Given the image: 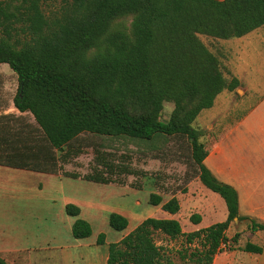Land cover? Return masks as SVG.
Instances as JSON below:
<instances>
[{
  "label": "trees",
  "instance_id": "16d2710c",
  "mask_svg": "<svg viewBox=\"0 0 264 264\" xmlns=\"http://www.w3.org/2000/svg\"><path fill=\"white\" fill-rule=\"evenodd\" d=\"M45 1L0 0V65L17 76L14 108L31 114L41 133L30 141H5L0 167L58 176L57 153L83 134L145 143L185 137L194 174L203 188L223 201L226 219L184 234L175 219L147 218L108 245L106 264H161L155 233L170 240L184 236L188 243L199 240L202 249L190 255L194 264H212L235 219L248 220L251 232L264 233V224L239 215L237 191L206 168L203 135L193 127L221 92L240 85L236 78L224 79L218 59L198 35L228 40L263 27L264 0H58L49 14L44 13ZM127 17L129 30L113 28ZM165 102L174 106L167 122L160 120ZM102 166L113 170L105 162ZM60 176L112 183L99 173L81 177L63 171ZM161 202L160 196L150 195V206ZM161 210L177 214V199L162 204ZM64 212L75 219L73 239L91 236V226L79 219L76 205L66 204ZM107 220L113 231L128 228V220L119 214L110 213ZM191 220L197 225L201 218L193 215ZM238 239L236 233L233 243ZM103 240L99 234L97 244ZM242 251L261 254L262 247L247 242ZM0 264L6 263L0 259Z\"/></svg>",
  "mask_w": 264,
  "mask_h": 264
},
{
  "label": "rangeland",
  "instance_id": "374dc122",
  "mask_svg": "<svg viewBox=\"0 0 264 264\" xmlns=\"http://www.w3.org/2000/svg\"><path fill=\"white\" fill-rule=\"evenodd\" d=\"M58 4V0H46L44 13L53 12ZM130 22L131 17L123 18L113 28L129 30ZM198 38L218 59L224 79L229 82L236 78L240 83L232 92H221L213 107L196 118L193 127L203 135L200 141L207 149L264 99V26L241 38L221 40L207 35ZM17 87L16 74L7 65H0L1 148L5 141H16L18 137L30 141L41 136L31 114L19 113L14 108ZM173 108V103L165 102L160 120L167 122ZM259 150L264 153V148ZM57 158L61 166L58 176L31 174L24 181L26 189H18L15 194H11L14 189L0 193V259L6 264H93L104 259L110 243L119 242L147 218L175 219L184 234L226 219L223 201L203 188L196 178L185 137H160L145 143L83 134L63 153L58 152ZM102 162L112 166V172L104 170ZM258 166L264 168V159ZM63 171L81 177L99 173L112 183L71 180L60 176ZM151 194L162 198L159 206L149 205ZM172 198L179 203L175 215L161 210L162 204ZM66 204L80 209L79 219L88 222L92 229L89 238L73 239L71 226L75 219L65 214ZM240 210L251 215L250 219L256 223H264L258 220L259 216L264 217V206L242 204ZM110 213L125 217L129 223L127 230L119 233L110 229L107 220ZM193 215L200 216L199 224H193ZM249 224L248 220L231 223L221 252L241 249L247 242L257 244L258 239L263 241L264 233L251 232ZM236 233L239 239L233 243ZM99 234L104 235L102 245L97 244ZM153 238L161 249V264H194L191 253L202 249L199 240L188 243L184 236L170 240L155 233Z\"/></svg>",
  "mask_w": 264,
  "mask_h": 264
},
{
  "label": "crops",
  "instance_id": "0c3cea01",
  "mask_svg": "<svg viewBox=\"0 0 264 264\" xmlns=\"http://www.w3.org/2000/svg\"><path fill=\"white\" fill-rule=\"evenodd\" d=\"M263 106L264 99L235 122L227 135L209 144L206 149L208 154L203 162L219 181L232 186L237 191L241 217L251 216L240 210L242 204L264 206V168L260 169L258 166L264 159L262 156L264 153L259 150L264 148V118H259V115L264 117ZM31 174L37 173L0 167V193L2 190L14 189L11 194H15L18 189H26L24 181L31 178ZM1 181L4 182L3 185ZM259 217L258 220L264 222V217ZM257 244L264 245V240L258 239ZM242 253L247 255L244 256ZM106 262L107 255L100 262L93 264H106ZM212 264H264V247L261 254L246 253L242 248L219 252L214 256Z\"/></svg>",
  "mask_w": 264,
  "mask_h": 264
},
{
  "label": "water",
  "instance_id": "95a60500",
  "mask_svg": "<svg viewBox=\"0 0 264 264\" xmlns=\"http://www.w3.org/2000/svg\"><path fill=\"white\" fill-rule=\"evenodd\" d=\"M234 221H236V219Z\"/></svg>",
  "mask_w": 264,
  "mask_h": 264
}]
</instances>
